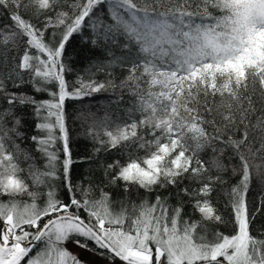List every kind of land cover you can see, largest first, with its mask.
Returning <instances> with one entry per match:
<instances>
[{
  "label": "snow or ice",
  "instance_id": "obj_1",
  "mask_svg": "<svg viewBox=\"0 0 264 264\" xmlns=\"http://www.w3.org/2000/svg\"><path fill=\"white\" fill-rule=\"evenodd\" d=\"M0 12V264H95L68 243L106 264H264V0H0ZM76 41L103 52L89 70L108 80L68 79ZM117 89L126 120L77 119H91L97 156L123 159L76 180L93 157H73L67 104Z\"/></svg>",
  "mask_w": 264,
  "mask_h": 264
},
{
  "label": "trees",
  "instance_id": "obj_2",
  "mask_svg": "<svg viewBox=\"0 0 264 264\" xmlns=\"http://www.w3.org/2000/svg\"><path fill=\"white\" fill-rule=\"evenodd\" d=\"M10 23L7 19L5 13L0 12V26H4ZM113 51L116 55H121V49L113 48ZM70 53L74 55V66L75 72L69 74L68 79L71 81L75 79L76 75H81L85 79H88L90 76L97 81H106L109 79V75L107 72H96L90 71L89 65L90 62L94 60L103 59V52L100 49H89L84 46L79 41L74 42V49H69ZM78 53V55H76ZM127 75V70H122L119 67H115L112 69V76L115 78L117 84L124 79ZM27 91H31V89H26ZM120 90L117 89L116 92L112 90L101 91L98 93H94L91 96L86 97L83 102H72L69 101L67 104V128L69 130V134L71 137V151L75 160L80 161L84 157H93L91 163H77L74 166L73 176L74 179L80 180L83 179L88 173L89 170L94 174L95 179H99L101 177V172L98 170V164L103 162L104 164L111 163L113 160L120 158L123 159L121 154L116 150H112L110 152H100L98 156L94 153L93 148L94 145L89 138L86 137L85 132L89 125L92 123L91 119L82 123L81 120L77 119V114L80 113L81 110L85 112L95 113L98 120L104 119L107 115L111 121L122 122L127 119V115L125 110L129 107L130 97L125 90L123 92V100H119ZM24 131L28 136L35 134V125L32 117L29 115L25 120V128ZM104 129L100 128V133L103 136ZM62 147V144L60 145ZM98 147L99 145H95ZM23 147L26 150H30L33 155L37 157L36 163L39 166H43L44 160L39 158V154L35 153V145L32 144L30 140L23 142ZM210 153L206 152L203 154L205 159H208ZM112 193L113 200H119L125 197V193L123 190V183L120 184L119 187L106 189ZM168 191L174 192V190L169 189ZM260 191V187L253 180V188L249 193V200L251 203L255 204L257 200V193ZM167 195V192H165ZM144 196L143 189H137L135 185L132 186L131 192L128 194L127 198L130 200L138 201L140 198ZM20 199L27 201L29 198L27 196H23ZM172 204L176 203V197L173 194L171 197ZM221 210L225 211L223 202H221ZM185 217H190L192 220H199L200 216L196 213L189 203L185 207L184 211ZM262 221L258 220L257 223ZM212 227L220 228L221 230L227 231V229L223 228L220 225H212ZM255 234V233H254Z\"/></svg>",
  "mask_w": 264,
  "mask_h": 264
},
{
  "label": "rangeland",
  "instance_id": "obj_3",
  "mask_svg": "<svg viewBox=\"0 0 264 264\" xmlns=\"http://www.w3.org/2000/svg\"><path fill=\"white\" fill-rule=\"evenodd\" d=\"M67 247L71 251H73L74 253H80L83 258L88 259V260H93L95 262V264H106V261H104L103 259H101L99 256H94L92 253L85 252L82 249L76 247L72 243H68L67 244Z\"/></svg>",
  "mask_w": 264,
  "mask_h": 264
}]
</instances>
